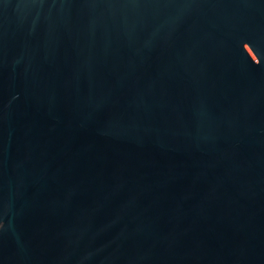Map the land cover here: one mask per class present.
I'll return each mask as SVG.
<instances>
[{
	"label": "water",
	"instance_id": "1",
	"mask_svg": "<svg viewBox=\"0 0 264 264\" xmlns=\"http://www.w3.org/2000/svg\"><path fill=\"white\" fill-rule=\"evenodd\" d=\"M0 264H264V0H0Z\"/></svg>",
	"mask_w": 264,
	"mask_h": 264
}]
</instances>
